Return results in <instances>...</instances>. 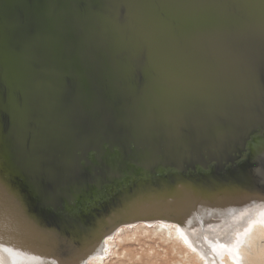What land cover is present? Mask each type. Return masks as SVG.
Masks as SVG:
<instances>
[{
  "label": "water",
  "instance_id": "1",
  "mask_svg": "<svg viewBox=\"0 0 264 264\" xmlns=\"http://www.w3.org/2000/svg\"><path fill=\"white\" fill-rule=\"evenodd\" d=\"M84 1L80 0L76 4L86 7ZM199 1L205 0H109L108 7L112 10L113 20L119 24L115 15L120 18L123 34L128 37V40L124 39L128 50L124 55L121 54L125 64H118V68L114 66L113 70L119 80L115 87L118 89L117 93H112V99L110 96L104 97L103 102L98 105L92 99L94 88L88 84L85 86L80 79L75 85L78 94L68 98L72 100L73 110L69 107L71 115L77 113L75 103L78 104L81 99L88 100L85 119L80 115L72 116L75 122L80 118V127L90 129V134L85 133L82 136L94 155L93 163L85 164L86 167L89 166V172L92 168L96 175H89V183L92 181L91 189L101 186L104 195L113 200L122 195L129 198L136 190L143 194L148 191L145 189L147 186H143L145 182L152 183V189L157 187V184L160 185V180L164 181L162 174H153L152 170L145 168L153 167L155 161L161 172L166 171L164 160L171 159V166L168 167L171 170V178L175 179L174 182L180 181L192 188L194 195L183 196L172 188L168 192L172 197L179 198L177 200L180 204H187V207L193 206L194 200L210 202L237 197L250 200L251 192L262 190L264 193V13L246 15L238 5L239 0H233L228 4L229 7L226 5L228 1L224 4V7L228 8L221 19L203 20L202 15L189 14L192 5ZM247 1L264 9V0ZM61 2L63 8L60 12L69 10V6L71 13L75 11L76 5L71 3V0ZM91 15L92 12L88 11L83 19L76 16L73 20L76 25L72 27L81 28L86 25V30L92 32L95 25L92 24L93 18L88 19L91 21L90 26L85 24L86 16ZM67 16L66 14L65 18ZM185 19H198L197 22L202 20L204 23L201 22L200 28H192L188 25L190 20L183 21ZM156 26L159 29H156ZM151 27H155V32L150 31ZM115 30L122 33L119 27ZM159 30L162 34L166 32L169 45L173 52L178 54V62L173 59L163 68L164 75L160 82L165 90L161 93H149L145 91V87L149 82L147 77L151 75L150 70H140L135 77L131 67L139 53L150 60L157 57L159 47L164 48L163 44L156 40H149L151 36L158 34ZM202 32L205 33L204 36H200ZM130 39L134 40L136 46L129 45ZM120 49L121 46L118 50ZM3 53L5 52L0 48V96L6 101L9 100V57ZM174 55L176 57V54ZM111 57L113 58L112 55ZM39 60L43 62L42 58ZM52 69L54 68L51 66H45L42 70L51 72ZM69 69L68 66L61 67L65 79ZM39 75L43 77L44 72ZM38 80L45 84L41 76L37 77L36 81ZM67 83L68 81L60 82L61 85L58 86L68 87ZM203 85L208 88L203 89ZM83 86L88 88L87 96ZM197 87L202 88L197 90ZM176 89H179L178 93L174 91ZM65 96L66 92L63 91L60 96L61 110L66 109L65 103L62 102ZM6 109L9 111V105ZM114 110L126 113L127 116L122 114L120 118L110 119L108 123L111 124V129H105L104 117L109 112L113 114ZM65 123L70 127L69 121ZM113 134L120 138L119 143H122L123 149L113 143ZM199 135L201 140L198 142ZM127 138L129 141H125ZM8 139L9 134L0 123V187L5 194L2 199L6 200L1 203L3 207L4 204L9 206ZM157 140L167 149L170 157L164 156L162 160L158 157L155 160L157 156L152 155H159L156 154ZM103 147L110 151L111 158L106 153H101L104 152ZM76 149L77 147L71 149L65 155L71 157L70 152L73 150L75 153ZM117 152H121L125 159H120ZM125 163L127 174L124 172ZM97 174L101 176L97 177ZM124 182H128L130 186L125 188ZM153 191L157 196H165L157 188ZM249 193L251 194L248 195ZM97 194L95 190L94 197L91 198L94 202L88 201L82 210L86 218L96 216V220L78 227L87 229L84 230L85 235L80 232L77 234L81 246L83 241L90 242L87 238L94 236L91 241L94 243L97 240L96 249L103 244L101 235L105 238L122 226V223L115 222L114 231L111 233H106L104 228L100 230L104 224L103 217L108 216L100 215V209L86 210L87 206L93 204L100 206L98 203H101L103 197H98ZM182 213L186 211L183 210ZM121 216L123 218L124 213H121ZM117 218L119 216L112 217V221ZM77 220H80L79 216ZM34 236H16L18 239L12 243L13 249L16 248L19 256H22L19 258V264H31L26 257L38 254L28 248L29 241L38 244L34 238L27 240L28 237ZM8 240L6 238L5 242ZM67 242L72 252L78 254L75 247L80 245H75L68 239ZM93 247L92 245L84 249V253L90 257ZM5 250L9 251L7 243ZM41 250L47 252L44 248ZM86 260L88 258L83 260V264ZM43 264L50 263L45 259Z\"/></svg>",
  "mask_w": 264,
  "mask_h": 264
},
{
  "label": "bare ground",
  "instance_id": "2",
  "mask_svg": "<svg viewBox=\"0 0 264 264\" xmlns=\"http://www.w3.org/2000/svg\"><path fill=\"white\" fill-rule=\"evenodd\" d=\"M61 1L63 0H0V48L2 52H5L3 54L9 57V100L5 101L3 96H0V123L5 126L6 133L9 134L6 142L9 143V206L8 204H4V207L1 205L6 200L2 199L5 194L0 187V193H3V195L0 194V264H19V258L22 256H19L16 248L13 249L12 243L18 239L16 236L27 234L35 235L28 237L27 240L34 238L38 243L27 242L29 250H35L38 253L35 256L26 257L31 264H43L45 259L50 264H83L86 258L90 260V263H95L103 256L109 247L110 237L117 231H114L115 222L122 223V226L133 225L134 222H143L147 225L156 224L157 227L163 224L166 227L158 228L157 231L183 243L186 240L193 244L189 238L187 212L197 211L199 205L203 206L204 202L194 200V205L187 207L188 205L184 202L183 204L178 202L179 198L170 195L168 191L171 188L183 196L194 195L192 188L180 181L174 182L175 179L171 178V170L168 168L171 166V159L164 160V164L167 165L166 171L161 172L155 161L153 167L145 168L152 170L153 174H162L164 181L158 180L160 185L157 184V187L154 186L152 189V183L145 182L143 186H147L145 189L148 191L143 194L136 190L129 198L122 195L113 200L104 195L100 189L101 186L91 189L92 181L89 183V175L95 174L92 168L89 172V166L86 167L85 164L93 163L94 155L82 136L85 133L90 134V129L80 127L79 117L76 122L73 120V116L79 115L85 119L88 100L81 99L78 104L75 103L77 113L72 116V100L68 98L78 94V88L75 85H77L76 81L81 79L85 86L88 84L89 87L94 88L92 99L98 105L103 102L104 97L110 96L112 99V93H117L118 89L115 87L119 83L113 72L114 66L118 68V64H125L121 54L124 55L128 50L125 45L128 37L123 34L120 18L115 15L119 24L113 20L112 10L108 7L109 0H85L86 7L76 4L80 0H71V3L74 2L76 5L73 14L71 6L69 10L60 12L63 8ZM226 1H228L227 4ZM232 2L233 0L199 1L188 10L190 15H202L203 20L210 18V21H216L226 14L228 4ZM224 4L228 7H224ZM238 5L246 15L255 16L257 13H264V9L247 0H239ZM88 11H91L92 15L86 16L85 24L90 26L91 21L88 19L93 18L92 24L95 25L92 32L86 30V25L73 28L72 26L76 25L74 18L81 16L83 19ZM66 14L68 18H65ZM187 20L190 19L183 21ZM197 20H190L188 25L192 28H200L203 21L197 22ZM118 27L122 33L115 30ZM156 29L159 28L156 26ZM150 31L155 32V27H151ZM204 35V32L200 34V36ZM167 37L166 32L162 34L160 30L158 34L150 37L149 40H156L164 47H159L160 50L155 59L148 60L145 55L142 57L141 53L134 58L131 70L135 77L140 70L146 68L150 70L151 75L147 77L149 82L145 87L146 92H163L165 89L160 82L164 75L163 68L173 59L178 62V54L173 52ZM129 45L136 46L132 39ZM120 46L122 49L118 50ZM39 58H42L43 62ZM147 61L151 63L148 64ZM206 65L209 64L206 63ZM45 66H51L55 70L46 72L42 70ZM65 66L70 68L66 79L61 70V67ZM42 71L44 72L43 77L39 75ZM39 76L45 84L41 80L36 81ZM66 80L68 87L58 86L61 85L60 82H67ZM83 88L87 96L88 88L84 86ZM197 88L200 90L202 87ZM206 88L208 87H203V89ZM63 91L66 92L62 101L66 109L61 110L60 96ZM120 96H122L121 92ZM8 105L9 111L6 109ZM187 106V101H185V108L188 111ZM114 113L109 112L104 117L105 129H111V124L108 123L110 119L120 118L124 114L119 110H114ZM124 116H127L126 113ZM63 120L69 121L70 127ZM113 138V143L123 149L122 143H119L120 138L116 135ZM128 138L125 141H129ZM197 140L198 142L201 140L200 135ZM155 143H157L156 154H159L152 155L157 156L155 160L158 157L161 160L164 156L170 157L160 141L157 140ZM76 147L75 153L73 150L70 152L71 157L65 155L66 152ZM102 149H104L102 154L106 153L109 158L112 157L108 149L105 147ZM116 151H118L117 148ZM117 153L120 154V159H125L121 152ZM124 166V172L127 174V164L125 163ZM100 176L101 174H97V177ZM124 183V187L130 186L128 182ZM156 188L165 196H157V193L155 195L153 190ZM95 190L98 197H103L100 200L101 203H98L100 206L93 204L87 206L86 210L100 209V215L109 217V219L103 217L104 224L100 230L104 228L106 233L114 231L111 235H106L105 239L101 235L100 240L106 242L102 251L96 249L97 240L94 243L91 241L94 236L91 239V236L87 238L90 242L83 241L81 246L77 235L79 232L85 235L84 230H87L78 227L90 223L91 220H96V216L86 218L85 212L82 211L88 201L94 202L91 198L94 197ZM182 209L187 214L182 213ZM121 213H124L123 218H121ZM78 216L80 220H77ZM117 216L119 218L112 221V217ZM248 234L249 236L244 240V247L241 246L243 250L236 253V257L241 259L238 261H242L243 264L245 262L264 264V217L253 222ZM6 238L9 239L8 242H5ZM67 239L75 245H80L75 247L78 254L72 252ZM6 243L9 244L8 252L5 250ZM241 243L237 244L241 245ZM92 245L94 247L89 257L84 253V249ZM246 249L248 253L245 252Z\"/></svg>",
  "mask_w": 264,
  "mask_h": 264
},
{
  "label": "rangeland",
  "instance_id": "3",
  "mask_svg": "<svg viewBox=\"0 0 264 264\" xmlns=\"http://www.w3.org/2000/svg\"><path fill=\"white\" fill-rule=\"evenodd\" d=\"M187 225L189 238L195 250L189 249L180 240L167 237L157 231L158 228L166 227L163 224L157 227L156 224L147 225L136 222L133 225L118 227L116 233L110 237L109 247L105 253L103 251L104 254L100 260L95 263L86 260L85 264H201L198 256L200 252L205 258L209 257L207 258L209 260L211 258L210 264L213 262L223 264L228 259L226 254L222 255L220 251L216 252L217 250L212 247L213 237L219 238L220 227L218 226L225 228L228 223L225 225L222 222L216 223L213 230L210 224L206 227L199 225L195 227L189 223ZM121 229L123 230L119 233ZM213 234L214 236H211ZM102 243L98 250L102 251L106 245L105 240ZM208 251L210 254L207 253Z\"/></svg>",
  "mask_w": 264,
  "mask_h": 264
},
{
  "label": "flooded vegetation",
  "instance_id": "4",
  "mask_svg": "<svg viewBox=\"0 0 264 264\" xmlns=\"http://www.w3.org/2000/svg\"><path fill=\"white\" fill-rule=\"evenodd\" d=\"M252 194L250 200L238 197L219 199L218 201L204 202L203 206L199 205L197 211L187 212V223L195 227L196 225L206 227L210 224L213 230L215 229L216 223L222 222L224 225L228 223V226L225 228L223 226H218L221 228V230L220 228L218 230L220 231L219 238L216 239V237H213L214 239H212V247L217 250L216 252L220 251L222 255L226 254L228 256V259L223 262V264H243L242 261H238L240 258L236 257V253L237 251L239 253L243 250L245 244L244 240L249 236V229L253 222L259 221L261 217H264L263 191L256 190V192ZM191 212H193L192 215ZM215 233H217V231H215ZM211 236H214V234ZM184 243L189 249L195 250L193 244L186 240ZM237 243H241V245ZM245 252L248 253V249H246ZM207 253L210 254V251ZM198 256L201 260V264L211 263V258L210 260L207 259L209 257L205 258L201 252L198 253ZM232 259L235 260L233 261ZM213 264H215V262H213ZM244 264L247 263L245 262Z\"/></svg>",
  "mask_w": 264,
  "mask_h": 264
}]
</instances>
